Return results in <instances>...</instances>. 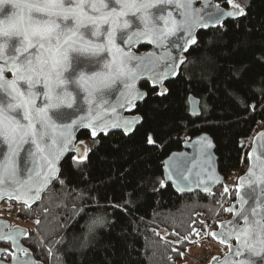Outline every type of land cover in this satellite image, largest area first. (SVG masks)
Segmentation results:
<instances>
[{"label":"trees","instance_id":"trees-1","mask_svg":"<svg viewBox=\"0 0 264 264\" xmlns=\"http://www.w3.org/2000/svg\"><path fill=\"white\" fill-rule=\"evenodd\" d=\"M233 2L244 15L199 31L165 94L141 83L147 98L136 107L142 122L133 134L93 138L81 132L86 159L68 156L39 204L18 205L19 219L33 220L46 242L43 261L185 264L186 252L201 240H213L212 231L229 217L227 208L236 198L228 177L247 170L244 140L264 121V0ZM220 4L229 5L228 0ZM189 94L201 100L198 117L189 113ZM202 133L212 137L227 183L211 192L178 195L164 181L163 161ZM23 244L42 260L33 233Z\"/></svg>","mask_w":264,"mask_h":264},{"label":"snow or ice","instance_id":"snow-or-ice-1","mask_svg":"<svg viewBox=\"0 0 264 264\" xmlns=\"http://www.w3.org/2000/svg\"><path fill=\"white\" fill-rule=\"evenodd\" d=\"M170 3L172 0H69L66 7L64 0H0V6L7 4L14 8L10 15L0 18V37L5 38L0 40V53L9 46V39L12 37L19 38V46L15 48V52L23 55L30 49H36L35 54L25 56L23 60L20 56L11 58L9 70L15 79H3V70L8 67V63L0 67V90L8 97L0 99V141L7 145V151L3 159H0V190L10 186L18 194V198L28 197L34 190L35 197H38L44 186L57 177V161L61 158L63 149L72 143L74 128L78 124L92 129L99 127L91 119L84 117L72 120L70 124L57 123V119H54V115L60 114L62 109H72L76 102V95L69 90L70 85L85 93L84 101L90 106V111L92 105L103 101L104 90L117 82L128 90L127 99H131L133 94L142 95L135 89V85L141 78L140 69L147 57L135 56L121 48L117 44L121 36L129 44L135 37L136 40L148 39L157 48L165 49L164 58L172 64V75H175V66L182 63L183 58L173 57L168 51L170 36H175L177 30L182 31L183 43L177 39L170 46L186 51L196 43L194 32L197 28L219 24L220 18L225 15H244L243 9L238 5L233 6V11L227 13L209 11L202 18L200 13L186 3L179 20L172 19L173 13L166 7L159 14L152 11L158 6ZM228 3L231 5L232 0H228ZM86 7L98 15H90L85 11ZM33 12L45 13L49 17H62L64 21L71 18L74 23L61 27L56 19H35ZM129 15L135 17L139 25L131 34L127 31L132 28V22L126 19ZM81 29H88L89 34L97 40L85 39ZM106 52L111 55V59L100 61L103 64L100 71L89 72L87 68L77 70L73 66L72 53L99 60ZM68 73L72 75H66ZM163 78L159 73L155 74L153 87L156 86V80L162 82ZM18 81H24V90L18 86ZM38 84L43 85V92L33 91ZM41 97L43 102L37 106V99ZM17 110H20V119L7 115V111ZM22 120L26 123H22ZM124 123L127 125L135 122ZM95 135L96 131L93 130L91 136ZM24 144L35 146V151L28 154L29 163L35 165L36 158L39 157L47 175L38 172L33 177L32 171H29L27 180L19 179L20 152ZM56 145L59 147L49 150ZM76 151L79 155L73 156L74 160L86 159L87 148ZM244 224L242 229L238 226L233 229L242 248L248 245L253 229L262 237L261 243H264V221L256 219L250 222L245 218ZM240 264H245V261L241 260Z\"/></svg>","mask_w":264,"mask_h":264},{"label":"water","instance_id":"water-1","mask_svg":"<svg viewBox=\"0 0 264 264\" xmlns=\"http://www.w3.org/2000/svg\"><path fill=\"white\" fill-rule=\"evenodd\" d=\"M222 0H172V3L158 6L153 9L154 13L159 14L163 7H166L173 13L172 19H181V14L184 12V4H189L190 8L195 12L200 13L203 17L211 12H230L233 11V6L239 4L233 3L228 7H223L220 4ZM37 2H43V0H37ZM65 6L69 5V0H64ZM75 2V0H73ZM119 8V5H116ZM10 5L4 6V12H10ZM85 11L90 15H98V13H92L89 8H85ZM33 17L40 20L56 19V22L63 27L65 24L71 26L74 21L70 18L68 21H64L62 17H49L45 13L33 12ZM4 14H0V18H3ZM240 16L229 17L227 15L220 18V23L216 25H209L208 27H199L195 30L194 36L197 41V34L199 31H206L212 28H217L223 25L228 20H236ZM132 22V28L127 30L129 34L135 31L139 26L135 17L129 15L126 17ZM161 25L163 21L160 22ZM81 32L85 35V39L97 40L96 37H92L89 34L88 29H81ZM184 34L182 31L177 30L175 36L169 37L168 51L173 57H182L183 62L188 50L194 45L187 48L186 51L171 48V44L177 39L183 43ZM5 39L0 37V40ZM102 39V38H101ZM117 44L120 45L125 51L131 52L135 56L147 57L143 66L140 69L141 78L137 80L135 89H138L142 95L137 96L133 94L131 99H127L128 90L124 89L123 85L119 82L112 85L110 88L104 90L103 101L98 102L91 106L85 103V93L76 88L74 85L69 86V90L73 91L76 95V102L72 109H62L60 114L54 115V119H57V123H71L72 120H79L80 117L91 119L93 124L99 125L94 129L86 126L77 125L73 130V141L63 149L61 158L57 161V167L59 172L56 178H53L47 185L44 186L38 197H35V192L28 197L21 196L18 198V194L10 187L6 186L3 190H0V205L5 202H15L19 205L27 207H33L39 204L43 198L47 189L58 179L61 173V165L63 161L70 155L78 156L77 149L87 148L88 145L85 142L78 141V135L81 132L87 131L91 134L93 130L96 131L95 137L99 135H107L111 132H121L126 136L133 134L135 129L141 124L142 118L136 114V107L147 98V91L141 88V83L147 82L154 89L159 92H166V84L174 80L180 71L182 63H178L175 66V75H172V64L164 58L165 49L157 48L154 42H150L148 39L136 40L132 38L131 44L126 43L121 36L117 40ZM19 46V38L12 37L9 39V46L4 49L3 53H0V67H3L8 63V67H4L3 79L11 81L15 79L14 74L9 70L10 60L13 56H20L23 60L25 56L29 54H35L36 49H30L28 53L21 55L15 52V48ZM139 47H147L142 51H138ZM154 54V55H153ZM74 57V68L79 70L80 68H87L89 72L100 71L103 68L102 60H110L111 55L104 53L99 60L90 56H81L76 53L71 54ZM135 64L136 62L133 61ZM159 73L163 76L162 82L155 81L156 86L153 87V77ZM66 75H72L68 73ZM18 86L21 90L26 88L24 81H18ZM33 91L43 92L44 88L42 84H38ZM163 95V94H162ZM0 99H8L0 90ZM188 107L189 113L193 117L201 115V100L193 94L188 95ZM42 97L37 99V106L42 104ZM6 108V105H5ZM7 115L14 116L20 119V110L17 112L7 111ZM58 117V118H57ZM124 121H134L135 123L125 124ZM26 123V121H21ZM106 125V127H105ZM93 137V138H95ZM59 147V145L51 146ZM23 150L20 152V175L21 181L27 180L29 171H32L33 177L36 173L40 172L43 175H47V170L40 158H36V164L29 163V152L35 151V146L31 144L22 145ZM216 146L212 137L207 133H202L194 138L187 140L183 143L182 149L171 153L163 161V176L166 184L172 186L174 191L178 195H191L196 192L213 191L214 189L226 185L225 177L220 173L218 166V157L216 155ZM7 151V145L0 141V159H3L5 152ZM248 167L243 175H241L236 184H232L236 190V198L232 204L227 208V212L230 217L227 220L220 222L217 225V229L212 231L211 237L215 243L225 247L227 252L224 256H214L208 264H240L241 260L245 261V264H264V243H261L262 237L256 233L253 229L248 239V245L241 247L240 240L236 238L233 229L244 228V220L247 218L250 222L256 219L264 221V130L258 133L252 142V145L247 154ZM255 209V212H253ZM29 229L22 226H11V223L2 218L0 214V264H45L37 260L32 251L27 248L23 241L29 237ZM215 234V235H213ZM11 237L12 239H9ZM14 241V243H13ZM223 241V242H221ZM6 243L10 245L11 249L2 248L1 244ZM240 253L239 255L237 253ZM8 253L11 257L10 261H4L2 259L3 254Z\"/></svg>","mask_w":264,"mask_h":264},{"label":"rangeland","instance_id":"rangeland-1","mask_svg":"<svg viewBox=\"0 0 264 264\" xmlns=\"http://www.w3.org/2000/svg\"><path fill=\"white\" fill-rule=\"evenodd\" d=\"M233 3L238 4L237 2H233ZM82 142H85V141H82ZM244 173L245 172H243V171L236 172V173H234L228 177V181L233 183V185H234V184H236L238 178L241 175H243ZM19 211H20V208L18 205H16V204L13 205L7 201L3 202L0 205V213L3 215L2 217H4V219L8 220L10 223H12L14 225L22 226V227L29 229V232L31 231L30 233H33L39 239L40 244H41L40 254L42 256V260L41 259H37V260H39L45 264H48L47 261H43L44 258L46 260V257H45V255H46L45 254V243L46 242L37 233L36 227H35L36 224L33 222V220L28 221L25 219H19V217H18ZM229 217H230V215H229ZM94 219L91 222H92V224L97 225L94 222ZM26 247L28 248V246H26ZM226 252H227V249L225 247L219 245L218 243H215L211 239H204V240H201L195 248L191 249V251H188L184 254V262H185V264H207L214 256H218V255L224 256ZM33 256H34V254H33ZM3 260L7 261L5 259H3Z\"/></svg>","mask_w":264,"mask_h":264},{"label":"built area","instance_id":"built-area-1","mask_svg":"<svg viewBox=\"0 0 264 264\" xmlns=\"http://www.w3.org/2000/svg\"><path fill=\"white\" fill-rule=\"evenodd\" d=\"M264 129V121H258L256 124V128L254 130L253 135H251L249 138L245 139V143H247L249 146L251 145L253 138L256 134H258L260 131Z\"/></svg>","mask_w":264,"mask_h":264},{"label":"flooded vegetation","instance_id":"flooded-vegetation-1","mask_svg":"<svg viewBox=\"0 0 264 264\" xmlns=\"http://www.w3.org/2000/svg\"><path fill=\"white\" fill-rule=\"evenodd\" d=\"M0 214H1V213H0ZM1 216H3V215L1 214ZM3 218H4V217H3ZM11 225H12V227L15 226V225L12 224V223H11ZM29 236H30V234H29ZM28 238H29V237H28ZM3 245H5V246H3ZM1 246H2V248H5V249H11L10 245H8V244H6V243L1 244ZM4 255H6L7 258L9 259V260H7V261H10V259H11L10 255H9L8 253L3 254V256H4ZM3 256H2V257H3Z\"/></svg>","mask_w":264,"mask_h":264},{"label":"clouds","instance_id":"clouds-1","mask_svg":"<svg viewBox=\"0 0 264 264\" xmlns=\"http://www.w3.org/2000/svg\"><path fill=\"white\" fill-rule=\"evenodd\" d=\"M14 11V8H11L10 12L5 13L4 12V6H0V14H4V16L10 15Z\"/></svg>","mask_w":264,"mask_h":264}]
</instances>
